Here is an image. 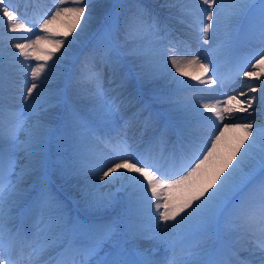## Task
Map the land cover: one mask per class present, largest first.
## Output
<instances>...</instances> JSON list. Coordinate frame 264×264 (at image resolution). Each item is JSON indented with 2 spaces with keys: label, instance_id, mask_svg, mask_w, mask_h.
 Returning a JSON list of instances; mask_svg holds the SVG:
<instances>
[{
  "label": "snow or ice",
  "instance_id": "6c2138e0",
  "mask_svg": "<svg viewBox=\"0 0 264 264\" xmlns=\"http://www.w3.org/2000/svg\"><path fill=\"white\" fill-rule=\"evenodd\" d=\"M30 2L0 0V31L35 36L12 45L23 111L5 103L0 50V264H264V0H55L29 22ZM193 40L208 47L193 52ZM78 42L77 73L50 89ZM240 44L260 48L243 72L251 82L235 87L240 65L222 77L216 60L232 61ZM193 65L203 88L180 79ZM216 86L235 94L199 104L179 95L212 99ZM133 120L152 133L146 147L129 142ZM55 179L75 182V214ZM234 234L256 236L243 258Z\"/></svg>",
  "mask_w": 264,
  "mask_h": 264
},
{
  "label": "bare ground",
  "instance_id": "6f19581e",
  "mask_svg": "<svg viewBox=\"0 0 264 264\" xmlns=\"http://www.w3.org/2000/svg\"><path fill=\"white\" fill-rule=\"evenodd\" d=\"M155 2V0H153ZM100 3L104 6H109L111 3V0H100ZM35 6H39L38 8L43 6V9L45 8V13H50V11L54 10L56 7L55 4V0H31L30 4H26L25 6H23L21 8L22 12H26L25 15V20L27 21H31V17L29 16V14L31 15L34 10H37L38 8ZM99 11H103V8H101ZM32 12V13H31ZM34 18V17H33ZM95 23L92 25L93 29L95 28ZM53 28L54 30L60 34L63 32V25L61 24V22L57 21L54 22L53 24ZM5 31H0V33L2 34L0 36V50L3 51L4 54V61H5V69H7V73H5V89L6 91H9L10 93H12L15 98L14 101L17 103H21L23 104V100H22V95L20 93L19 90V81L22 79L23 73L18 71L19 65H17L13 60H9V58H12V53L10 54V52L8 51L7 45L11 46L14 43L17 42H25L24 39H22L23 37H28L31 36V38H35L34 35H27V33H23V32H17V33H10L8 32L6 29H4ZM73 35H75V33H73ZM10 38V39H9ZM70 38V37H69ZM181 40L184 39V37L180 38ZM8 40H11V43H8ZM15 40H19V41H15ZM80 43L78 42L77 44H75L72 48V50L70 51L69 54H66V56H72V57H76V55L78 53L79 56L76 57L75 59V64L78 62H81V60L83 59V55L81 54V47L79 46ZM51 45H45L44 47H49ZM207 45H202V42H197L195 40L191 41V50L193 52H196L198 49L201 48H207ZM14 48V47H12ZM251 46L247 45V44H240L237 47V51L235 53V57L232 61H225L224 59H219L216 60V62L219 64V73L222 75V77H228V76H233L235 74L236 71V67L239 64L241 69L248 65H244L242 60L243 58H246L248 56H252L254 57L256 52L252 49L250 50ZM63 48L61 49L62 52ZM13 53H17L18 54V50L14 48V52ZM181 54H182V48H181ZM186 58H190V57H186ZM7 59V60H6ZM20 59H23V57H21ZM216 58L214 57V60ZM25 63H31L33 64L32 61H26ZM255 63V61L253 62ZM49 64H52V61H49ZM125 64L126 67L131 68L133 67L132 62H131V57L129 56H125ZM35 65V64H33ZM63 67H57L56 73H58V76L63 77V73H62ZM174 71V70H173ZM185 71L189 72L191 75L189 76H180L181 80H186L189 84L192 85H196L197 87L203 88V85H199L198 81H196L195 79H193L192 77L195 75H199L201 73V70L193 65L192 67H189L187 69H185ZM247 71H254V69L251 67V65H249L247 67ZM179 75V74H177ZM55 78L54 80H56L55 82H57L60 78ZM53 80V79H52ZM238 81V82H237ZM245 81L251 82L249 80L248 77H245L243 75V73H241L239 76L235 77V82L237 83V85H235L236 87H242L243 83ZM164 84L163 81H158L155 84L151 85V87L153 88H159ZM54 84H51L50 87H52ZM104 85L105 87H107V79L104 81ZM170 87H175V85H170ZM217 91L215 93L214 98L212 99H208L207 98V94L206 93H197L195 92V90L193 89H186L184 91H182L179 95L180 98H187L190 99V97L194 98V100L191 99V102L194 104H199V103H204V102H211L214 103L215 99H222L224 98L221 93L226 92L228 95H232L235 94L234 92H232L231 88L228 89H221L219 90L218 87L216 86ZM6 95V93H5ZM7 96V95H6ZM201 97H204V99H200ZM5 103L8 104V102L5 100ZM15 108H20L17 107L16 105H12ZM75 108L79 111L81 117L85 120V121H89L91 119H93L95 117V113L93 112V108L92 105L89 103V101L87 99H77L75 102ZM21 110V109H19ZM55 113L57 115H63L65 114V108L63 106L57 107L55 110ZM238 115H246V114H238ZM59 121H57L58 123ZM201 134L206 135L208 134V129L206 128H199L197 129ZM136 131H131L128 132V136H129V142L130 143H136V144H141L143 146H145V142H141L140 140H136L137 139V135H135ZM97 151L103 155L105 154V148L101 147L100 145H98L97 147ZM35 178V177H32ZM57 184L61 186V188L65 189V195H59L61 199H63L65 202L66 200H73L76 195H77V190L75 188V182H70V183H64V181L59 180V179H55ZM75 201V199H74ZM76 204L74 203L73 207H75ZM76 209V208H75ZM245 243L242 244V248H249L246 246L247 243H249L250 238H246ZM146 245L151 246L152 245V241H145Z\"/></svg>",
  "mask_w": 264,
  "mask_h": 264
},
{
  "label": "rangeland",
  "instance_id": "374dc122",
  "mask_svg": "<svg viewBox=\"0 0 264 264\" xmlns=\"http://www.w3.org/2000/svg\"><path fill=\"white\" fill-rule=\"evenodd\" d=\"M146 3H149V4H153V3H155L153 0H146ZM111 4V3H110ZM39 6H37V8H38ZM38 9H43V6L42 7H40V8H38ZM45 9V8H44ZM38 11H40V10H38ZM45 14H43V15H41V16H44ZM29 16L30 17H33V15L31 14H29ZM41 16H38V18L39 17H41ZM33 21V18H32V20L30 21V22H32ZM176 27H183V26H181V25H179V24H177L176 25ZM39 28H38V26L37 27H34V29H33V32L34 33H38L39 31ZM3 31H5V30H3ZM2 34L0 33V36H1ZM27 35H34V34H32V33H27ZM2 37V36H1ZM10 39V38H9ZM15 41H19V40H15ZM8 43H11V40H8ZM257 46H260L259 44H256ZM255 45V46H256ZM81 48H82V46H81V44L79 45ZM52 47L53 46H49V47H45L46 48V50L47 51H51L52 50ZM7 48H8V51L10 52V54L11 53H13L14 52V48H12V45L11 46H8L7 45ZM260 48V47H259ZM80 51H81V49H80ZM257 51V50H256ZM62 52H63V50H62ZM79 54L80 53H78L77 55H76V57L77 56H79ZM60 55V53H56V56H59ZM76 57H72V56H64V58L63 59H61L59 62H58V65H57V67H63V70H62V73H63V77L65 76V73H69L70 75H72V76H75V74L77 73V71H78V69H79V66H80V62H78V63H76L75 64V59H76ZM55 59H56V57L54 56L53 57V60H52V63H53V61H55ZM7 60V59H6ZM9 60H13V58H9ZM253 60V59H252ZM251 60V61H252ZM250 61V62H251ZM33 62V64H35L36 63V61H32ZM252 63V62H251ZM253 64V63H252ZM248 66V65H247ZM247 66H245V67H243V69L241 70L242 72L241 73H243L245 70H246V67ZM5 73H7V69H5ZM57 76H58V73H56L55 74V76L52 78L53 80H51L50 81V84H49V88L50 89H53V90H55V89H57V87H59V88H63L64 86H65V84L66 83H68V81H67V79L66 78H63L62 79V77H60V76H58V78H60L57 82H55L56 80H54L55 78H57ZM238 82V81H237ZM51 84H54L52 87H50V85ZM5 93H6V95H5V97H6V101L8 102V105H16L17 107H19L20 106V108H18V109H21V111H23V104H21V103H17V102H15L14 101V98H15V96L12 94V93H10L9 91H5ZM194 100V98H192V97H190V99L189 100ZM36 179V178H35ZM34 178H29V183L33 180H35ZM145 243V241L144 242H142V244H144ZM154 242H152V244H153ZM144 246H146V245H144Z\"/></svg>",
  "mask_w": 264,
  "mask_h": 264
}]
</instances>
